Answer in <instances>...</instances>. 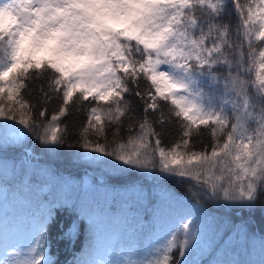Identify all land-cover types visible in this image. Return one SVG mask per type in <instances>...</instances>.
Segmentation results:
<instances>
[{
    "label": "snow or ice",
    "instance_id": "obj_1",
    "mask_svg": "<svg viewBox=\"0 0 264 264\" xmlns=\"http://www.w3.org/2000/svg\"><path fill=\"white\" fill-rule=\"evenodd\" d=\"M73 111L86 116L77 131L62 124ZM166 124L178 132L168 147ZM33 136L46 152L76 146L120 172L175 181L189 210L170 238L143 258L119 249L100 264H187L180 257L199 244L203 215L193 201L264 203V0H0V140ZM24 147L12 165L22 182L33 159ZM87 196H77L81 211H92ZM50 223L49 212L26 256L0 264H55Z\"/></svg>",
    "mask_w": 264,
    "mask_h": 264
},
{
    "label": "trees",
    "instance_id": "obj_2",
    "mask_svg": "<svg viewBox=\"0 0 264 264\" xmlns=\"http://www.w3.org/2000/svg\"><path fill=\"white\" fill-rule=\"evenodd\" d=\"M56 106L55 103L47 106L49 116ZM134 106L139 115L141 109L135 99ZM85 119L84 113L73 111L62 118V124L77 131ZM128 122L125 118V125ZM164 128L167 131L162 142L168 147L178 132L168 124ZM22 142L25 144L23 151L37 157V162L27 169V177L36 176V182L32 184L27 177L21 181L19 163L13 172V161L23 159L22 153L17 150ZM210 142V138L205 137L204 143ZM73 143L69 140V144ZM0 145L3 147L0 160L6 159L8 163L7 169L0 163V252L7 245L20 246L22 241L20 259L26 256L28 248L35 242L41 220L49 212L51 223L47 236L51 259L55 264H89L97 240H104L105 237L112 241L109 261L118 259L114 250L119 249L125 253L131 249L134 253L131 259L148 256L155 247L170 238L179 227V218L189 210L181 196L183 188L177 187L175 181L120 172L111 167L113 161L107 157L93 160V153L83 157L76 155L83 151L76 146L70 148L66 144L57 146L58 151L46 152L42 149L51 146L37 144L34 136L12 145L0 140ZM200 147L202 145H197V150ZM46 170L58 173L72 187L61 185L48 176ZM106 177H111L107 184ZM97 179L100 183L95 185ZM92 185L95 186L90 190ZM83 191H88L86 202L92 211H81L82 201L77 196ZM193 203L203 210V215L196 213L200 242L194 246L195 242L190 241L187 255L180 259L187 264H215L216 261L221 264H233L235 261L240 264H264V249L259 245V238L264 236V203L258 200L251 208ZM101 207L107 210L106 215L99 214ZM165 218L172 220L165 234L157 239L154 223ZM245 232L249 237L247 242ZM179 238L183 239L182 233ZM174 255L178 253L174 251Z\"/></svg>",
    "mask_w": 264,
    "mask_h": 264
},
{
    "label": "rangeland",
    "instance_id": "obj_3",
    "mask_svg": "<svg viewBox=\"0 0 264 264\" xmlns=\"http://www.w3.org/2000/svg\"><path fill=\"white\" fill-rule=\"evenodd\" d=\"M18 141V140H17ZM171 218H165V219H161L158 220L154 223L155 225V234H156V238H161L167 228L169 223L171 222ZM102 230V229H101ZM105 231V228L103 229V232ZM100 238V235H99ZM155 238V236L152 238V240ZM98 239V236H97ZM111 238L108 239L107 237H105L104 240H97V245L94 248V252L92 255V258L89 262V264H100V262L102 261H109L108 259V254L110 249L112 248V246L110 245ZM13 253L12 250H7L2 254V259L5 258L6 256H8L9 254ZM112 261V260H111Z\"/></svg>",
    "mask_w": 264,
    "mask_h": 264
}]
</instances>
